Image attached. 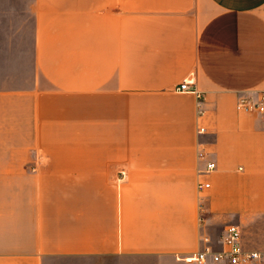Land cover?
Segmentation results:
<instances>
[{"label": "crops", "instance_id": "0c3cea01", "mask_svg": "<svg viewBox=\"0 0 264 264\" xmlns=\"http://www.w3.org/2000/svg\"><path fill=\"white\" fill-rule=\"evenodd\" d=\"M263 92L264 0H0V264L264 253Z\"/></svg>", "mask_w": 264, "mask_h": 264}, {"label": "built area", "instance_id": "2783aa9c", "mask_svg": "<svg viewBox=\"0 0 264 264\" xmlns=\"http://www.w3.org/2000/svg\"><path fill=\"white\" fill-rule=\"evenodd\" d=\"M192 80H186L180 84L176 91L179 93L194 94L198 100V116L202 118L205 114L201 100L202 94L193 87ZM237 109L239 112L245 114H259L264 115V92L258 96L242 94L238 97ZM207 133L206 128L200 127L198 129L199 135ZM206 152L200 149L198 158L205 160ZM217 168L216 163L208 161L206 163L205 173H211ZM210 188L209 183H198V190L203 192ZM202 209V207H201ZM200 223L203 219L200 218ZM203 242L210 243V238L203 237ZM189 264H208L212 261L215 264H264V253L248 252L243 249L241 242V230L238 226H228L222 236V251L215 252L210 247H207L201 252H198L185 259Z\"/></svg>", "mask_w": 264, "mask_h": 264}]
</instances>
